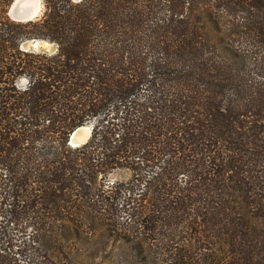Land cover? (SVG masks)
Here are the masks:
<instances>
[{"label":"trees","instance_id":"1","mask_svg":"<svg viewBox=\"0 0 264 264\" xmlns=\"http://www.w3.org/2000/svg\"><path fill=\"white\" fill-rule=\"evenodd\" d=\"M13 1L0 264H76L100 227L133 264H264V0H43L30 22Z\"/></svg>","mask_w":264,"mask_h":264},{"label":"rangeland","instance_id":"2","mask_svg":"<svg viewBox=\"0 0 264 264\" xmlns=\"http://www.w3.org/2000/svg\"><path fill=\"white\" fill-rule=\"evenodd\" d=\"M73 1L78 2L77 0ZM44 12L45 4L42 0V13L39 18L43 16ZM30 41L32 40L25 42L22 45V48L31 51L48 52H55L57 49L55 44L46 40L41 44H37L36 47L30 48ZM25 82L26 81L23 80V83ZM111 178L128 180L130 178V173L125 170H119L115 172ZM72 251L77 262L76 264H133L129 261L123 260L127 255L122 256L124 255L122 252L125 254L126 252L129 253V248L123 246L119 238L116 236V233L114 231L110 232L107 227H100L92 239L77 242Z\"/></svg>","mask_w":264,"mask_h":264},{"label":"water","instance_id":"3","mask_svg":"<svg viewBox=\"0 0 264 264\" xmlns=\"http://www.w3.org/2000/svg\"><path fill=\"white\" fill-rule=\"evenodd\" d=\"M81 1V0H77ZM42 13V7L38 9L33 0H14L7 9V15L14 21L17 22H30L35 21L39 18ZM45 42L44 40L33 39L30 41V48L36 47L37 44ZM85 128H90L91 125L80 126L75 129L69 140V144L73 147H78L85 144L89 138H86L83 134L77 135V131L84 130Z\"/></svg>","mask_w":264,"mask_h":264},{"label":"bare ground","instance_id":"4","mask_svg":"<svg viewBox=\"0 0 264 264\" xmlns=\"http://www.w3.org/2000/svg\"><path fill=\"white\" fill-rule=\"evenodd\" d=\"M38 9L42 7V0H33ZM83 134L86 138H89L91 135L90 128H85L84 130L77 131V135Z\"/></svg>","mask_w":264,"mask_h":264}]
</instances>
